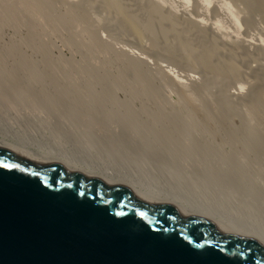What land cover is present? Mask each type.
<instances>
[{
  "label": "bare ground",
  "instance_id": "6f19581e",
  "mask_svg": "<svg viewBox=\"0 0 264 264\" xmlns=\"http://www.w3.org/2000/svg\"><path fill=\"white\" fill-rule=\"evenodd\" d=\"M240 1L254 14H264V0ZM12 4L14 19L9 15ZM97 4L113 21L137 36L158 26V34L152 36L153 47L162 49L175 60L195 61L205 75V80L195 84V89L207 94L213 85L217 86V104L194 106L189 90L171 82L179 76L175 70L169 68L174 76L159 66L158 82L157 73L149 71L143 56L111 51L104 40L85 26L63 36V42L72 50L70 56L55 53L53 41L46 36L48 32H56L71 18L84 21L88 7ZM159 4L155 0H133L131 4H125V0L76 3L0 0V69L4 67L0 70V114L1 108L7 111L11 104L28 107L37 113L27 116L26 122L41 127L52 124L55 135L63 134L69 139L73 138L76 126L91 127L95 122L106 132L96 135L100 141L91 145L93 155L84 156L81 150L59 147L64 143L61 140L47 142L27 137L16 120L12 122L2 114L0 129L11 138L41 144L48 151L67 155L91 167L122 173L129 161H134L138 169L145 163L150 164L160 171L154 172L160 184L134 173L124 175L162 192L183 196L201 210L230 216L264 231V186L255 181L254 171L249 169L250 161L264 162V60L259 58L252 67L253 90L240 101L251 110L240 122V131L249 144L242 145L240 153H231L238 128L229 118L237 114L236 103L229 98L239 94H227L224 85L243 73L234 62L239 54L237 48L230 44L220 49L214 38L192 20H185L181 33L177 18ZM225 5L234 21L240 24L232 4ZM39 13L47 16L50 28H44ZM20 23L25 28V36L14 32L5 39L2 28H16ZM193 34L205 44L204 48L192 47ZM244 61L249 63L250 59ZM240 86L244 88L243 83ZM166 87L174 89L178 97L173 99L167 95ZM120 91L123 98H119ZM115 124H119L118 130ZM66 126L72 130L66 132ZM26 130L32 132V127ZM87 147V142L77 145V149ZM192 156L197 160L203 157L204 164L195 163L189 170L185 162ZM187 170L194 173L193 179L186 177ZM169 176H177V180ZM180 183L185 187L180 188ZM218 198L221 202L225 199L223 206L218 205ZM236 198L246 204L247 210L256 213L258 222L238 212V206L235 212L231 209Z\"/></svg>",
  "mask_w": 264,
  "mask_h": 264
},
{
  "label": "water",
  "instance_id": "95a60500",
  "mask_svg": "<svg viewBox=\"0 0 264 264\" xmlns=\"http://www.w3.org/2000/svg\"><path fill=\"white\" fill-rule=\"evenodd\" d=\"M0 264H264V231L0 129Z\"/></svg>",
  "mask_w": 264,
  "mask_h": 264
},
{
  "label": "rangeland",
  "instance_id": "374dc122",
  "mask_svg": "<svg viewBox=\"0 0 264 264\" xmlns=\"http://www.w3.org/2000/svg\"><path fill=\"white\" fill-rule=\"evenodd\" d=\"M66 1L69 3H76L80 0ZM132 1L133 0H125V4H131ZM155 1L160 3L159 5L162 6L167 13H173L172 15H174L180 22L181 33L184 29L183 24L185 23V20H192L197 24L198 28L206 30L207 34L214 38V41L217 43L220 49H224L230 44L236 46V51H238L239 54L234 62L238 68L243 71V73L240 74L238 78H231L224 85V89L229 95L237 93L239 94L237 97L229 98V100H233L237 106V114L233 115V117L229 116V118L232 124L238 128L237 141L231 147V153L233 151L240 153V147L242 145L249 144V141L245 139L240 131V122L251 111L247 105H241L240 101L244 94L253 90L251 87V82L254 80L253 73L251 72L252 67L256 61H259V58L264 60V14H254L240 0ZM225 4H232L231 9L238 12V21L240 24L234 21L228 10V7ZM12 7H14V4L9 7V15L14 19L15 17ZM167 13L165 15L171 16ZM39 16L44 24V28H50V22L47 16L43 13H39ZM83 26L87 27L88 29H92L100 40H104V42L109 45L111 51H127L130 54L134 52L143 56L145 62L147 63L148 69L151 72L157 73L159 66L164 68V70L167 68V71H170L171 68L175 70L179 76L174 77L171 82L176 86L184 87L189 90V98L194 106H202L204 103L207 105L217 104V86L213 85L207 94L195 89V84H199L205 80V75L200 71L195 61L186 62L183 58L175 60L167 56L166 52L162 49L153 47L152 36L158 34V26L155 25L152 28V31L144 30L141 35L137 36L133 32L123 29L117 22L113 21L112 17L98 4L97 6L91 5L88 7L86 11V19L84 21L80 22L79 20L77 21L76 19L74 20L71 18L68 24L60 26L56 32H48L46 36L53 41L54 52H60L66 57L70 56L72 50L63 42V36L69 35L73 30L80 29ZM14 32L18 36H25V28L21 23L16 28H2V34L5 39H8L9 36H12ZM191 37V45L194 49L199 50L205 47V44L197 37L196 34H193ZM217 55L220 59H224V56L221 54ZM246 59H250L249 63L244 61ZM97 61H101L99 55H97ZM216 63L219 62L216 61ZM3 69L4 67H1V72ZM169 73L173 74V71H170ZM160 78V75L157 73L155 80L159 82ZM242 83L244 84V88L240 86ZM164 92L173 99L178 97L177 92L171 87H166ZM119 94H121L119 98H123V93L121 91ZM1 110V114L6 117V119H9L12 122L13 120L18 122L27 137L33 138L35 140H45L47 142H56L57 140H61L64 143L59 144V147L62 149L68 148L69 150L73 148L77 151L81 150L82 155L84 156L93 155L91 145L100 141L99 137L96 135L100 133L104 135L106 132L97 122H95L93 125H91V127L76 126L73 133V138L69 139L63 134L55 135L53 133L54 128L51 127L53 126L52 124L48 125L47 127H41L37 123L26 122L25 118L27 116L33 117L34 114L37 113L33 109L24 106L18 107L14 104H11L7 111L4 110V107L1 108ZM1 114L0 116H2ZM2 124L4 125L5 121H3ZM14 125L17 126L16 124ZM114 126L116 130L119 129V124H115ZM28 127H32V132H28L26 130ZM65 130L66 132L68 130H72V127L69 128L66 126ZM89 131L92 132V135L89 134ZM75 137L78 139L77 142L75 141ZM83 142H87L88 147L84 150L77 149V145ZM144 155H146V153H144ZM240 155L242 156L243 154L241 153ZM97 157L103 158L99 154H97ZM204 162L205 160L203 157L197 160L195 156H192L188 161L185 162V164L187 167L189 166V170H191V167L195 163L198 165H203ZM214 162H216V159ZM249 169L254 171L255 181L264 186V162L250 161ZM189 170L185 172L187 173L186 177L188 179H193L194 173L192 171L190 172ZM154 172L160 173V171L152 168L151 165L147 163L138 169L134 161L126 162L125 171H122L123 174L131 175L134 173L136 176H140L143 179L160 184L161 180L154 178ZM169 178H171L173 181L177 180V176H169ZM180 186V188L185 187L182 183H180ZM218 191L223 192V189L219 188ZM207 199L209 200V198ZM222 201L225 202V199H222ZM223 202H221V198H218V205L223 206ZM232 204L235 206L234 208L231 207L234 212L236 206H238L240 208L238 212L248 216L249 220L258 222V216L256 213L253 210H247L246 204H244L239 198L233 199Z\"/></svg>",
  "mask_w": 264,
  "mask_h": 264
}]
</instances>
